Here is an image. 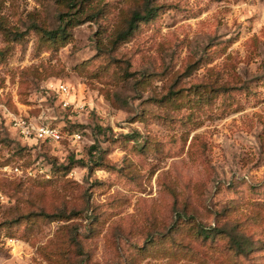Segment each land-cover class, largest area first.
Returning <instances> with one entry per match:
<instances>
[{
    "label": "rangeland",
    "instance_id": "1",
    "mask_svg": "<svg viewBox=\"0 0 264 264\" xmlns=\"http://www.w3.org/2000/svg\"><path fill=\"white\" fill-rule=\"evenodd\" d=\"M144 2L0 0V264H264V0Z\"/></svg>",
    "mask_w": 264,
    "mask_h": 264
},
{
    "label": "trees",
    "instance_id": "2",
    "mask_svg": "<svg viewBox=\"0 0 264 264\" xmlns=\"http://www.w3.org/2000/svg\"><path fill=\"white\" fill-rule=\"evenodd\" d=\"M159 6L154 4V0H145L143 7H142V11H138L135 10L133 12V14L131 15L130 19L127 21V26L123 31H119L118 33H116V38L115 41L117 39H119V37L121 38H126L128 35H130L133 30L139 25V23L141 22H147L151 19H153L156 15H157V10H158ZM61 23L57 26V28H55L53 31H48V30H44V33L42 34L43 37L47 38V39H64V37H66V28L67 26L72 24L71 19H66V20H62V18L60 17ZM171 94H175L174 92H170L168 93V95L170 96ZM167 98V97H165ZM50 125H54V124H50ZM60 128V127H59ZM62 130V128H60ZM39 217L41 216L42 218H44L45 221H50V220H58L63 218L64 216L62 215L61 212H57V213H47V212H40V213H35V214H27L26 217ZM24 217V218H26ZM22 218V216H20V218H18L17 220H20ZM236 226H234L232 229H234ZM201 234L204 237H208L210 234H212L210 229H204V228H200ZM233 242L235 244V249L238 253H247L248 252V242L245 238V235L242 232H236L234 234V236H232Z\"/></svg>",
    "mask_w": 264,
    "mask_h": 264
},
{
    "label": "built area",
    "instance_id": "3",
    "mask_svg": "<svg viewBox=\"0 0 264 264\" xmlns=\"http://www.w3.org/2000/svg\"><path fill=\"white\" fill-rule=\"evenodd\" d=\"M47 89L53 96L58 98V103L61 104L63 108L73 107L74 109H72L75 110L80 107L79 104H74V102L69 99L70 88L66 84H57L56 86L48 87ZM10 124L21 138L28 141L57 142L63 137V132L58 126L50 125L41 121L37 122L27 116L12 115ZM73 136L78 138L79 134L74 133ZM2 168H4V170H7L8 168L11 173H23L22 169L18 166H4ZM9 241H12V239H9Z\"/></svg>",
    "mask_w": 264,
    "mask_h": 264
}]
</instances>
